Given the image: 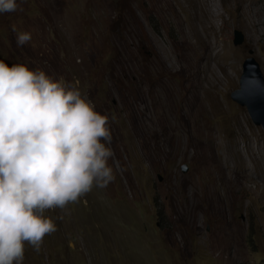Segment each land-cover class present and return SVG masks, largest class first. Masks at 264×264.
Listing matches in <instances>:
<instances>
[{
    "label": "rangeland",
    "instance_id": "374dc122",
    "mask_svg": "<svg viewBox=\"0 0 264 264\" xmlns=\"http://www.w3.org/2000/svg\"><path fill=\"white\" fill-rule=\"evenodd\" d=\"M17 2L0 60L78 86L109 117L118 168L63 219L46 213L57 231L23 264H264V129L231 98L247 58L264 74V0Z\"/></svg>",
    "mask_w": 264,
    "mask_h": 264
},
{
    "label": "clouds",
    "instance_id": "9594fccd",
    "mask_svg": "<svg viewBox=\"0 0 264 264\" xmlns=\"http://www.w3.org/2000/svg\"><path fill=\"white\" fill-rule=\"evenodd\" d=\"M17 11V0H0V14ZM12 31L18 47L32 40L30 31ZM111 144L109 117L78 86L0 60V264H23L26 245L40 252L57 231L47 212L63 219L115 181Z\"/></svg>",
    "mask_w": 264,
    "mask_h": 264
},
{
    "label": "water",
    "instance_id": "95a60500",
    "mask_svg": "<svg viewBox=\"0 0 264 264\" xmlns=\"http://www.w3.org/2000/svg\"><path fill=\"white\" fill-rule=\"evenodd\" d=\"M245 42L243 32L236 30L234 45L239 47ZM254 51H250L253 55ZM231 98L242 107H246L252 122L264 129V74L258 61L250 56L243 64L240 88L231 94ZM182 171L188 172V166L183 165ZM161 180V179H160Z\"/></svg>",
    "mask_w": 264,
    "mask_h": 264
},
{
    "label": "bare ground",
    "instance_id": "6f19581e",
    "mask_svg": "<svg viewBox=\"0 0 264 264\" xmlns=\"http://www.w3.org/2000/svg\"><path fill=\"white\" fill-rule=\"evenodd\" d=\"M196 113V112H195ZM193 115V114H192ZM195 116H193V118H194ZM199 119L197 118V121H198ZM193 121H194V119H193ZM194 123H196L195 121H194ZM199 123V122H198ZM196 126V125H195ZM198 129H201V130H204L203 129V124H201V125H198L197 124V126H196V131L198 130ZM195 132V131H194ZM200 132V131H199ZM197 134H200V133H198V132H196ZM241 133L243 134V132L241 131ZM246 133V132H245ZM206 134H208V136H210V132L209 131H207V133ZM210 138V137H209ZM211 140V139H210ZM214 140V139H213ZM233 145H235V148H234V152L238 155V157H239V159H237V160H240V163H236V165H237V167H242L245 163H247L248 164V161L246 160H244V158L242 157V155L240 154V152H239V146H238V143H235L234 142V144ZM247 153L249 154V158H251L252 159V157H254L255 158V161H259V156H258V154L255 152V150L253 149V148H248L247 149ZM247 154V155H248ZM258 172V171H257Z\"/></svg>",
    "mask_w": 264,
    "mask_h": 264
},
{
    "label": "trees",
    "instance_id": "16d2710c",
    "mask_svg": "<svg viewBox=\"0 0 264 264\" xmlns=\"http://www.w3.org/2000/svg\"><path fill=\"white\" fill-rule=\"evenodd\" d=\"M164 215V214H163ZM163 217V216H162Z\"/></svg>",
    "mask_w": 264,
    "mask_h": 264
}]
</instances>
